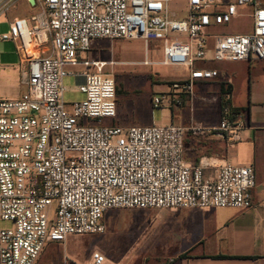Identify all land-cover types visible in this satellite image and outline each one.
<instances>
[{
  "label": "built area",
  "instance_id": "1",
  "mask_svg": "<svg viewBox=\"0 0 264 264\" xmlns=\"http://www.w3.org/2000/svg\"><path fill=\"white\" fill-rule=\"evenodd\" d=\"M19 0H0V16ZM26 17H13L0 41L14 44L24 92L0 99V264H36L44 248L68 237L105 232L110 209L252 207V166L225 163L205 176V164L183 162V141L207 131L198 124L107 125L116 116L113 61L83 55L98 40L161 43L159 64L187 72L167 92L151 98L152 110L181 108L197 81L218 76L205 61H264V0H34ZM181 3L182 17L171 11ZM251 8L249 33H210ZM1 68V67H0ZM72 77L84 99L66 103L63 80ZM229 109L217 130L238 140ZM54 206L53 213L51 207ZM95 251L88 264H104Z\"/></svg>",
  "mask_w": 264,
  "mask_h": 264
},
{
  "label": "crops",
  "instance_id": "2",
  "mask_svg": "<svg viewBox=\"0 0 264 264\" xmlns=\"http://www.w3.org/2000/svg\"><path fill=\"white\" fill-rule=\"evenodd\" d=\"M83 56L102 61L90 54ZM196 67L214 69L218 76L195 82L193 96L183 107L159 110L158 123L152 116L151 98L155 94L151 95L148 108L137 102L124 107L118 95L115 118L104 122L122 127L153 124L188 127L194 123L207 128L196 135H185L183 162L190 167L203 162L206 177L212 175L213 166L225 163L252 166L256 180L251 191L252 207L244 210H154L160 235L140 249L145 253H160L153 257L154 260H148L151 258L146 255L138 262L109 260V264H264V61H205ZM186 76L187 72L183 70L180 77H173L164 84L165 89L158 94L167 92L172 81ZM20 85L21 77L6 74L0 68V99L18 98L25 90L24 85L23 88ZM225 107L229 109L231 119L240 125L236 142H230L217 130ZM60 244L64 245V242ZM93 252L87 251L80 262L53 260L39 264H88Z\"/></svg>",
  "mask_w": 264,
  "mask_h": 264
},
{
  "label": "rangeland",
  "instance_id": "3",
  "mask_svg": "<svg viewBox=\"0 0 264 264\" xmlns=\"http://www.w3.org/2000/svg\"><path fill=\"white\" fill-rule=\"evenodd\" d=\"M181 3H172L171 11L178 17L184 15ZM37 8L30 7L24 0H19L8 13L0 16V36L8 33V22L13 17H26L34 13ZM242 16L233 19L230 23L210 29V33H249L251 31V19L248 14L251 8L239 7ZM87 55L101 59L102 61H113V66L105 67V72L114 77L116 82L117 96L124 107H129L132 102H137L148 108L151 95L165 89L171 78L180 77L183 70L178 67H167L159 64L143 65L142 62H159L162 60L161 43L149 41L146 48L141 39H116L98 40L92 43ZM19 58L15 46L10 41H0V67L6 74H12L20 79V70H12L18 65ZM75 80L66 77L63 80V99L66 103L81 101L84 95L74 88ZM23 88V85H20ZM153 121L158 123L159 110L153 111ZM105 121V120H104ZM54 206L51 207L53 213ZM154 210L139 209H110L105 212L103 222L105 232L96 235H84L68 237L64 245L60 243L48 244L38 259L41 261L66 262L70 260L80 262L85 258L87 251H97L106 258L104 264L112 261H134L138 262L148 255V260H154V256L160 252H143L140 247L147 245L155 237L160 235L158 216ZM147 212V213H146ZM145 213V214H144ZM10 225L0 221V228ZM130 250V251H127Z\"/></svg>",
  "mask_w": 264,
  "mask_h": 264
},
{
  "label": "water",
  "instance_id": "4",
  "mask_svg": "<svg viewBox=\"0 0 264 264\" xmlns=\"http://www.w3.org/2000/svg\"><path fill=\"white\" fill-rule=\"evenodd\" d=\"M28 2L33 5L34 4V0H28Z\"/></svg>",
  "mask_w": 264,
  "mask_h": 264
},
{
  "label": "trees",
  "instance_id": "5",
  "mask_svg": "<svg viewBox=\"0 0 264 264\" xmlns=\"http://www.w3.org/2000/svg\"><path fill=\"white\" fill-rule=\"evenodd\" d=\"M116 95H117V92H116Z\"/></svg>",
  "mask_w": 264,
  "mask_h": 264
}]
</instances>
